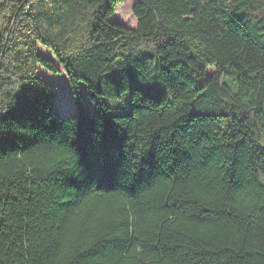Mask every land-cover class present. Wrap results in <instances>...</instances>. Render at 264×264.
I'll return each mask as SVG.
<instances>
[{
    "label": "trees",
    "instance_id": "trees-1",
    "mask_svg": "<svg viewBox=\"0 0 264 264\" xmlns=\"http://www.w3.org/2000/svg\"><path fill=\"white\" fill-rule=\"evenodd\" d=\"M122 1L0 0V264H264V0Z\"/></svg>",
    "mask_w": 264,
    "mask_h": 264
},
{
    "label": "rangeland",
    "instance_id": "rangeland-1",
    "mask_svg": "<svg viewBox=\"0 0 264 264\" xmlns=\"http://www.w3.org/2000/svg\"><path fill=\"white\" fill-rule=\"evenodd\" d=\"M139 0H123L122 3L117 7L116 12L113 17V21L129 29H134L136 25V20L132 16L131 10L132 7L138 3ZM45 49H40L39 52L52 59L48 51ZM45 72V71H44ZM43 74V78L46 81H49V84L54 88L55 95L52 99V110L59 117H72L76 114V102L72 97L70 89L67 85L64 75L61 72L60 77L52 76L47 73ZM47 76V78H46ZM80 95L82 102L88 109L89 113H94L95 110L93 106L89 103L87 95L84 91L83 85H80ZM105 102H108L105 98ZM110 105H113L112 102H108ZM116 105V104H115ZM119 111L115 110L114 114H118Z\"/></svg>",
    "mask_w": 264,
    "mask_h": 264
},
{
    "label": "water",
    "instance_id": "water-1",
    "mask_svg": "<svg viewBox=\"0 0 264 264\" xmlns=\"http://www.w3.org/2000/svg\"><path fill=\"white\" fill-rule=\"evenodd\" d=\"M261 149H262V152H263V154H264V143L262 144Z\"/></svg>",
    "mask_w": 264,
    "mask_h": 264
}]
</instances>
